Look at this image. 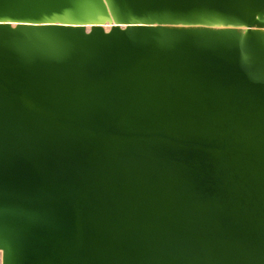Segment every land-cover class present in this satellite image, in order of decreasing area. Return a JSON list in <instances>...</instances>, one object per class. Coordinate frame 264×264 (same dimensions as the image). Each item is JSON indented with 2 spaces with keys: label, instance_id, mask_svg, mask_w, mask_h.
Listing matches in <instances>:
<instances>
[{
  "label": "water",
  "instance_id": "95a60500",
  "mask_svg": "<svg viewBox=\"0 0 264 264\" xmlns=\"http://www.w3.org/2000/svg\"><path fill=\"white\" fill-rule=\"evenodd\" d=\"M0 250L264 264V0H0Z\"/></svg>",
  "mask_w": 264,
  "mask_h": 264
},
{
  "label": "bare ground",
  "instance_id": "6f19581e",
  "mask_svg": "<svg viewBox=\"0 0 264 264\" xmlns=\"http://www.w3.org/2000/svg\"><path fill=\"white\" fill-rule=\"evenodd\" d=\"M88 30L90 29V27L87 28ZM105 29L108 31L110 29V26H105ZM3 261V251L0 250V264H2Z\"/></svg>",
  "mask_w": 264,
  "mask_h": 264
}]
</instances>
